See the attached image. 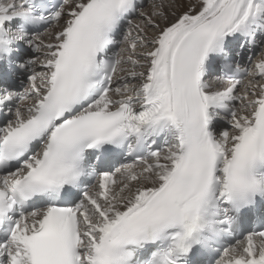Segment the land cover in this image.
Listing matches in <instances>:
<instances>
[{
    "label": "snow or ice",
    "instance_id": "1",
    "mask_svg": "<svg viewBox=\"0 0 264 264\" xmlns=\"http://www.w3.org/2000/svg\"><path fill=\"white\" fill-rule=\"evenodd\" d=\"M174 6L0 0V264H264V0Z\"/></svg>",
    "mask_w": 264,
    "mask_h": 264
},
{
    "label": "bare ground",
    "instance_id": "2",
    "mask_svg": "<svg viewBox=\"0 0 264 264\" xmlns=\"http://www.w3.org/2000/svg\"><path fill=\"white\" fill-rule=\"evenodd\" d=\"M198 2H199V0H176V4H183L185 7H186L187 3L188 4H196ZM172 3H173V0H147V2L144 3L141 8H139V10L150 12V11H152L153 4H155L157 6L156 10L159 11L160 10V5L163 4L164 5V9L163 10L171 18L172 11H174V10L180 11L181 10V9L176 8L175 6L173 8H169L168 5L172 4ZM133 35H135V33H133ZM138 51H139V49H138ZM256 51H258L257 55L256 56L253 55L252 62H255L256 60H258L261 57L262 53H264V45H258V48H257ZM125 67H130V66H125ZM251 67H252V63L248 62V69H251ZM120 75H124V73H120ZM122 83H123L122 80H117V85L116 86H119ZM131 164H133V163H131ZM131 164H129V165H131Z\"/></svg>",
    "mask_w": 264,
    "mask_h": 264
},
{
    "label": "rangeland",
    "instance_id": "3",
    "mask_svg": "<svg viewBox=\"0 0 264 264\" xmlns=\"http://www.w3.org/2000/svg\"><path fill=\"white\" fill-rule=\"evenodd\" d=\"M188 5H189V4L187 3V4H186V7H187Z\"/></svg>",
    "mask_w": 264,
    "mask_h": 264
}]
</instances>
